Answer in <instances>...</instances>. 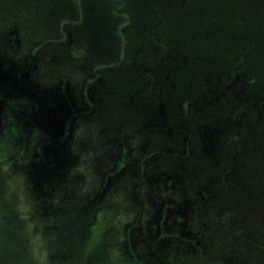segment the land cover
<instances>
[{
	"label": "trees",
	"instance_id": "1",
	"mask_svg": "<svg viewBox=\"0 0 264 264\" xmlns=\"http://www.w3.org/2000/svg\"><path fill=\"white\" fill-rule=\"evenodd\" d=\"M77 1L78 4L80 1L78 13L82 16L83 6H81V0ZM149 1L155 6L148 11L147 16H133L128 13L125 0H100L106 8L107 19H110L108 21L118 25L114 32L109 28L103 29V27L98 30L97 38L102 41L100 48L92 39L95 38L93 29L89 28L90 18L97 12L93 4L87 5L91 8L90 11L85 12L86 35H82L85 29L79 26L81 21L73 20L71 16L63 18L66 32H70L69 35L76 44H82L85 39L88 42L89 49L84 54V58H88L85 61L86 71L89 69L91 71L87 77L92 75L91 82L93 80L104 81L101 90L97 89L99 91L94 92L96 98L99 97L103 105H108L109 108L115 106L117 102V106H123L119 108V111L129 109L130 111L122 112V114L128 115L130 122L137 123L139 134L134 133V135L138 136V140L146 135L145 133H150L148 135L161 134L168 144L171 141L175 142V148L180 151L174 149L169 152L177 155L185 164V168L189 170L192 169L193 164L200 167L197 168L200 171L197 174L202 177V180L197 185V189L203 193L202 196L198 195V198L207 199L203 205L210 203L212 208L231 207L232 210L225 217L227 218V229L229 232H233L234 229L237 231L234 240H241L242 236L243 241L251 244L252 237L249 234L256 236L258 233L260 235L264 233V226H260L264 222L262 220L264 210L259 213L240 206L238 203L227 205L226 203L229 202L225 201L233 198V194H238L239 186L232 181L231 171L236 169L239 163L243 165L240 172L245 174L246 182H251L255 190H258L257 193L264 192V4L263 9H259L256 5L257 0H230V2L229 0H196L195 4L194 0ZM262 2L264 0H259V3ZM57 3L54 5L55 10L62 12L65 9L66 11L71 9V7H66L65 0H58ZM174 3L178 10H185V16L167 17L164 25L158 23L157 14H161L163 10L162 14L167 16L174 9ZM157 6L161 9L158 10ZM152 12L155 13L152 14ZM32 14L37 15L39 24L41 21L50 22L52 20L41 8L35 9ZM254 16L257 19H251ZM140 17H149V19L147 18L141 24L143 27L133 28L132 22ZM212 21L215 24L210 26ZM207 23L209 25L206 27ZM129 32H143L144 34L147 32L149 38L147 39L146 36V40H140L134 44L127 38ZM225 34L229 35L231 40H224ZM65 41L68 43L69 39L66 38ZM73 44L70 42L67 46H71L72 49ZM111 46L114 48L113 57H107L105 52ZM99 52L100 56L97 57ZM70 53L73 52L70 51ZM146 53H157L152 63V60L140 59V55ZM76 54L79 55L77 51L74 52V55ZM96 59L100 62V67L94 63ZM110 64L112 68L114 67L111 71L121 70L122 67L129 65L132 73L128 80L132 76L138 80L128 96L119 91L115 84L116 81L113 82V73L111 74L108 68ZM157 64L163 74L159 81L156 80V73L159 70V67H156ZM190 71L192 75L183 85L181 79L187 78ZM59 76L69 77L63 73H59ZM174 80L177 81V89L175 93H172L173 91L167 87L168 82ZM87 87L88 84L86 92ZM90 92L93 93L92 90ZM177 95L178 97H174ZM137 105L140 107L138 108ZM139 111L147 113L142 122ZM117 116L116 124L123 129L122 123L125 117ZM116 140L118 144L128 142L126 135H117ZM159 150L154 148L144 152L140 162L142 163L145 157H151ZM235 156L239 158V163L234 159ZM124 159L130 163L134 161L129 156ZM173 177L170 175L166 178V186L173 183ZM221 194L224 199L218 198ZM218 202H223L224 206L218 205ZM263 202L264 197L259 199L258 206L264 207ZM58 212L60 211L54 214L60 215ZM36 214L39 219L41 217V221L46 223L43 218V214L46 213L42 208H38ZM257 219L260 223L256 222ZM95 224H89L85 231L86 239L87 236L92 235ZM244 224H247L251 230L244 229L240 234L238 231H241ZM201 228L204 229L205 226H200ZM200 229L196 232L190 230L187 236H182L184 241L181 245L184 247L181 255L185 257L183 252H185L186 243L189 247L192 243L199 255L196 257L195 254H189L186 257L197 259L196 264H206L205 234L202 235ZM7 231V241L14 240L9 238L11 233L17 234L14 244L5 247V254L10 255L13 249L18 247V238L22 233L20 235L19 231L14 228ZM43 233L45 238L49 236L48 231ZM75 237L71 231L70 241ZM75 242L76 244L73 243L71 247V252H68L72 253L69 255L70 259L61 258L62 261H58V264H70L78 259V256L86 255L85 247L82 249L76 246L80 245V241L75 240ZM254 243L255 248H264L263 244ZM66 246L67 244L64 243L60 245L61 251L54 257L56 260L60 259ZM23 254L21 257L23 261L30 263L31 257L28 254L27 243ZM137 260L139 259H136V262ZM50 261L51 264H56L52 259ZM101 262V264H111L109 261ZM9 264L22 263L13 259L9 261ZM116 264H130V262L117 261ZM210 264L224 263L222 258L214 255Z\"/></svg>",
	"mask_w": 264,
	"mask_h": 264
},
{
	"label": "rangeland",
	"instance_id": "2",
	"mask_svg": "<svg viewBox=\"0 0 264 264\" xmlns=\"http://www.w3.org/2000/svg\"><path fill=\"white\" fill-rule=\"evenodd\" d=\"M72 1L65 0L66 7H71V9H67L68 11H66L65 9L61 12L59 10H55L54 8V5L58 4V0H0V27L2 29L8 30L11 27L10 25L17 26L22 36L21 46L23 51L28 52L27 48L36 49V54L34 55L37 56L38 67L36 70L38 78L44 81H50L51 79L56 80L55 77L59 76V73H63L66 76H69L67 78H69L70 83L73 85L72 89L73 91H75L74 93H76L78 90L77 85L83 80V77H87V75L91 71V69L86 71L87 67L85 61L88 60V58H84V54L89 49V46L86 39L82 42V44H76L75 40L71 38L72 36L66 34V24L63 18H69L71 16L73 20H80L81 22L79 23V26L82 29H85L82 32V35L85 36V12L90 11L91 8L87 7V5H95L97 12L91 16L89 21V28H92L93 32L95 33V38L92 39L94 40L98 48L102 46L101 39L97 38L98 36L96 35V33H99L98 30L103 27V29L109 28L110 30H113L112 32H114V29L118 25H116V23L108 21L109 18L107 19L106 8L103 6V3H100V0H81V6H83L82 16H79L78 13L80 1L79 4L77 0ZM125 3L128 13L133 16H147L148 11H151L155 6L154 4L150 3L149 0H125ZM193 3L195 4L196 0H194ZM157 4L162 7L158 2ZM263 4L264 2L259 3V0L256 1V5L259 9H263ZM174 5V9L170 13H168L167 16H165V14H162L163 10H161V14H157L156 18L158 23L164 25L166 21L165 18L167 17L179 18L185 16V10H178V7H176V3H174ZM160 7L157 6L158 10L161 9ZM40 8L44 11V13H47L46 16L52 18L50 22L45 20L41 21V24H39L37 15L33 16L35 14H32V12L35 11V9L37 10ZM252 11L255 12V10ZM153 13L155 12H152V14ZM253 15H255V13ZM147 18L149 19V17ZM147 18L140 17L136 21L132 22V27H143L141 24H143V22H145ZM251 19L255 20L257 18L256 16H254ZM111 24L115 26H111ZM210 24V26H212L215 24V22L212 21V23ZM208 25L209 23L206 24V27ZM147 32L149 31L147 30ZM147 32L145 34L143 32H129L127 38L129 40H132L135 44L137 41L146 40V36L148 39L149 36ZM139 37L144 38L140 39ZM66 38L69 39L68 43L65 41ZM224 40L229 41L231 40V37L225 34ZM70 42L74 43L72 49L71 46H67ZM70 51H72L73 53H70ZM76 51L77 53H79V55H74V52ZM113 52L114 48L111 46L105 53L107 57H113ZM156 54L157 53H146L144 55H140V59L143 61L152 60V63L154 61L153 59L157 56ZM27 55L28 57L26 60L31 61L30 54L27 53ZM98 56H100V52L97 54V57ZM96 62H98L97 59L94 60V63L97 67H100V62ZM91 66L92 65L90 64V67ZM156 67H159V65L157 64ZM108 68L110 69L111 74L113 73L112 80L113 82L116 81V83H114L118 86L117 88H119V91L123 92L125 96H128L134 88L136 81L138 82V80L135 79V76H132L128 80L129 76L132 73L129 65L122 67L121 70L116 71H111V64L108 65ZM162 75V70L159 67L158 73H156V80L159 81ZM191 75L192 71H190L187 78L181 79L183 85L185 82H188ZM87 78L91 77L88 76ZM91 84L93 92L94 90L99 91L101 90L100 88L104 85V81L93 80ZM167 88L173 91L172 93H175L177 89V81L174 80L172 82H168ZM174 97H178V95ZM140 99L142 100V98ZM122 107V105L117 106L116 102L115 106L109 108L108 105H103L101 101L99 107H96L97 112L92 116V119L91 116L88 115L87 118H84L85 121H83V118H81L80 121L73 122V126L76 127L74 131V144H72L70 152L64 155L69 159V161L73 159V161H70L73 163L70 164L68 171L66 172L67 179H65L64 181L69 187V190L67 192V195L69 197L68 202H70V198H73V201L77 203L76 206H79L76 211L80 213L79 215L77 214V212H69L68 214H65L64 222H66L67 225L63 229L61 228V226L63 222L62 217L64 211L60 210V212H58L60 215H51L52 212H50V217L54 221V230L51 232L53 233L51 240L48 239L49 237L46 238L48 239L49 259H52L54 262H56V264H58V261H62V256L59 257V260H56L54 258L56 257L58 252L61 251L60 245L62 243L67 244V246L63 250V258L70 259L69 255H72V253L68 252H71L73 243L76 244L75 240H79L80 235L81 237H84V242L83 240H79L80 245L76 246L79 248L81 247L82 249L85 247L84 249L86 251V255L84 257H81V255L78 256V259L71 262L70 264H101V261H109L111 264H116L117 261H125V258L127 259L129 257V248H131L133 251H136L139 256L145 255L142 252L143 250H145L142 245L144 243V241L142 240L143 234H139L138 229H141L144 232L146 231L145 227L150 225V228H152L150 230L152 234V232L155 231V229L153 228L154 222H150L149 224L148 220H145L150 216H148L144 210L143 213L140 212V214L137 215V219H135L138 212V206H136L134 197L132 198L131 196V191L135 192L136 188L134 184H131L130 181L124 178V173H122L117 180H113L112 182H109L107 184V186L103 189L104 192L102 194V198L100 199V201L94 204L93 207L87 205L82 208V203L85 199L84 193H87L88 191L93 193L94 190L98 189L97 175L99 169L95 170L94 165H98L105 159H110V154H112L107 153L108 151L106 150L103 151L104 147L106 149L115 151V155L119 152V147L116 146V144H113L116 143L115 141H110L107 145L104 144L101 151H97L98 141L101 140L100 142H102V139H107L112 135H126L128 138V142L126 141L127 145L131 148L132 152H134L133 158H137L142 153V150L144 152H147L150 149L154 148L155 150L157 148L160 149L159 151L153 153L151 157H145L144 161L147 163L144 164V166L147 168V172L142 178L143 186L140 189H151L154 193H156V189L160 187L161 192L165 194V200L173 199L178 206L180 205V209L183 205L182 210H186V228H189L192 232L198 231L200 229V226H205L204 229L201 228L200 230L202 235L205 234L204 243L207 246V254L205 259L206 264H210V261L214 257V255H218L220 258H222L224 264H264V248H255L254 246V242L264 245V233L263 235H260L258 233L256 236L254 234H249L252 237L251 244L243 241L242 236L240 237L241 240H234L235 233L237 231L234 229L235 232H229V230L227 229V218H225L226 214L230 210H232L231 207L228 206L227 209L220 206H218V208H212V205L210 203L207 205H203V202L207 201L206 198L202 200L198 198L197 185L200 184L202 177L197 174L200 173L197 168L200 167L192 163L193 166L191 170L185 168V164H183L181 159L178 158L177 155L175 156L174 154H171L169 152L170 150L174 149L180 151V149L175 148L176 145L173 141L169 142L170 144H168V141L165 140V138L162 137L161 134L152 136L148 135L150 133H145L146 135H143L141 139L138 140V136L134 135V133L139 134L137 123L130 122L128 115L126 116L122 114V112L130 111L129 109H126L125 111L120 109L119 111V108ZM137 107L139 108L140 106L137 105ZM139 114L142 116V118H140L142 122L147 113L144 111H139ZM117 115L125 117L122 123L124 127L123 129L120 128V125L116 124L118 118ZM112 121L115 124L111 125ZM87 125L88 127L86 131L89 132L85 133L84 128H86L85 126ZM166 152H168V154H166ZM234 159L239 163V158L235 156ZM84 161H87V167L83 165ZM240 164L241 163L237 165L236 169L231 171L232 181L235 182L237 186H239L238 194H233V198H228L225 202H229L226 203L227 205L238 203V205L247 207L249 210L258 211L259 213H261L264 210V207H260L258 206V204L259 199L264 197V192H261L260 194L257 193L258 190H255L253 184L251 182H246V179L244 177L245 174H243V172L241 174L240 172L243 168V165ZM91 168H94L93 171H95L96 174L91 175L93 172L89 171L91 170ZM105 168H107L106 164L102 165L100 167V170H103ZM23 169L21 167V162L17 164L13 163L9 167L10 172L5 173V177H3V179H0V192L3 193L1 189L3 190V188H6L4 194H0V200H7L6 202H9L10 204L9 208L14 209L17 206V195L15 193L10 194L11 186L14 187V192H19L22 197H25L28 200V203L33 200L30 191V184L25 179V177L22 176ZM252 170L254 169L252 168ZM234 172L236 173L233 175ZM126 173L129 174V176L127 175L128 179H131V181L134 183L137 179L136 176L139 173V169L137 165L133 164L128 167ZM170 175L174 176L173 183H170L165 187L167 180L166 178ZM105 183L106 182L104 181L102 185H105ZM172 187L173 189H169ZM39 194L40 199H37L35 205L44 207L48 206V204H46L48 199L47 195L45 193ZM218 198L224 199L223 194H221ZM150 199L151 198L149 197V201L147 202L146 206L149 207L151 211H153L154 207L152 208V200ZM218 205L224 206L223 202H218ZM262 205L264 206V202ZM98 206L109 207L108 211L101 213L103 217L100 219V221H98V215L96 219L93 216V214L95 213L94 208L96 209ZM2 210L3 208H1L0 211ZM111 210L115 211V217H111ZM10 211L12 210L6 211L5 214L3 212H0V264H9V261L13 259L16 261L19 260L22 264H30L28 262H24L23 258H21L26 250L25 241L20 243L18 247L16 246V248L13 249V252L10 255L5 254V247L7 245L14 244V240L10 239L9 241H7L8 237L6 236L8 233V227H6L5 224H10L6 221V218L12 215H5L9 214ZM37 215L38 214H36L35 210L31 215L32 220L34 218L35 220L33 221L36 222L38 226L42 225L40 227L42 228L43 232H49L52 226H48V222H50L49 217H47L48 215L43 214V218H45L44 220L46 221V223L41 221V217L39 219V216ZM4 216L5 221H3ZM55 216L59 218H56ZM262 220H264V217ZM2 222L3 224L1 225ZM11 222H13V220H11ZM95 222L96 224L94 226L92 235L90 237L87 236L86 239L85 231L87 230L89 224L91 225ZM256 222L260 223L259 219H257ZM203 223L205 224L203 225ZM136 224L137 226L135 229L134 227ZM244 225L245 226L241 227V231H238L240 234L243 233L244 229L248 231L251 230V228L247 227V224ZM260 226H264V222L263 224H260ZM13 227L17 230H20L15 225H13ZM70 227L73 235L76 236L74 238V241H70ZM127 230L132 231L131 237H135L137 241L134 245H129V248L126 245V238L127 234L130 232H127ZM63 231H65L64 237L62 235ZM252 233H254V231H252ZM9 238L15 239V236L9 235ZM161 242L149 241V246L146 245L145 250V253L149 256H143L142 259L137 260V262H127H130V264H143L142 262H147L150 264H196L197 259L195 260L194 257H186L189 254H195L196 257L197 255H199L197 250H195L192 246H190V248L189 245H185V252H183L185 254L184 257V255H181L184 247L181 244H177L176 242H169L168 244L162 245L160 244ZM151 246L152 249H150ZM166 253L167 255H165Z\"/></svg>",
	"mask_w": 264,
	"mask_h": 264
},
{
	"label": "flooded vegetation",
	"instance_id": "3",
	"mask_svg": "<svg viewBox=\"0 0 264 264\" xmlns=\"http://www.w3.org/2000/svg\"><path fill=\"white\" fill-rule=\"evenodd\" d=\"M10 26L8 30L0 27V179L5 177V172L3 171L5 167L9 169L11 164L21 162V167L22 169L24 168L23 171L21 170L22 176L25 177L30 184L33 200L30 201L29 204L32 205V213H34L35 210L37 212L38 208H42L48 215L47 217L50 219L48 226H52L48 232V239L51 240L53 236L51 232L54 230V221L50 217V212H52L51 215H53L57 211H64L62 217L63 229L67 225V223L64 222L65 214L77 212L79 215L80 213L76 211L79 206H76L77 203L73 201V198H70V202H68L69 197L67 192L69 187L64 181L67 179L66 172L70 164L73 163L70 162L73 161V159L69 161V159L64 156L70 152L71 146L74 144V131L76 127L73 126V122H78L81 118L85 121L84 118H87L88 115H90L92 119V116L97 112L96 107H99L101 100L99 97L96 98L94 93L95 90L94 92L92 91L93 93L90 92L92 90V84H90L91 78L83 77V80L77 85L78 90L76 93H74L75 91L72 89L73 85L70 83L69 78L57 76L55 77L56 80L51 79L50 81H44L38 78L36 70L38 67L37 56L34 55L36 54V49L27 48L28 52L23 51L20 30L15 25ZM66 34H69V32H66ZM27 53L30 54L31 61L26 60L28 57ZM91 76L90 74L89 77ZM87 84L88 87L86 92ZM112 124L115 123L112 121L111 125ZM85 127L84 132L88 133L89 131H86L88 125ZM116 139L117 136L112 135L107 139H102V142L99 140L97 151L100 152L103 145H107L110 141L116 142ZM113 144L119 147V152L115 155V151L104 147L103 151L106 150L108 151L107 153L112 154H110V159H105L98 165H94L95 170L99 169L97 175V181L99 183H97L98 189L94 190L93 193L89 191L84 193L85 199L82 203V208L87 205L93 207V205L102 198L103 189L107 184L113 180H117L119 176L124 173V178L130 181L131 184H134L136 188L135 192L131 191V196L132 198L134 197L136 206H138L135 219H137V215H139L140 212L143 213L144 210L147 215L150 216L145 220H148L149 224L150 222H154L153 228L155 231L152 232V234L150 225L145 227L146 231L144 232L138 229V233L143 234V248L146 250V245L149 246V241H162L160 243L162 245L168 244L169 242L181 244V242L184 241L182 236H187L190 232V229L186 228V210H182L183 205L180 209V205L178 206L173 199L165 200V194L161 192L160 187L156 189L157 194L151 189H140L143 186L142 178L147 172V168L144 166V164L147 163L144 161L145 158L142 163L140 162V158L144 151L142 150V153L137 158H133L134 152H132L131 148L127 145V142L123 144ZM127 156L134 161L132 163L127 162V160L124 159H127ZM104 164L107 165V168L100 170V167ZM133 164L137 165L139 169V173L136 176L137 179L134 183L131 179H128L127 175L129 176V174L126 173L128 167ZM83 165L87 167V161H84ZM94 168H91L89 171L92 172ZM9 172L10 170L8 173ZM94 174H96L95 171H93L91 175ZM104 181L106 183L102 185ZM5 190L6 188H3V190L1 189L3 193L0 192V194H4ZM13 193L17 195V204L19 201L24 200L28 202L19 192H14V187L11 186L10 194ZM39 193H45L47 195L48 199L46 204H48V206L44 207L37 205V208L35 203L37 199H40ZM197 193L200 196L203 194L201 191ZM149 197L151 198L150 200H152V208L154 207L153 211L146 206ZM6 201L7 200H0V210L3 208L0 212L5 214L6 211L12 210L9 214L5 215L12 216H8V219L6 218V221L10 224L5 225L8 229L14 228L13 225L19 228L20 230L18 231L20 235L21 233L22 235L18 238V243L20 244L25 241L26 244L28 236L24 230L25 222L19 218V214L16 210L17 206L14 209L9 208L10 204ZM108 208L109 207L106 206L94 208L95 213L93 216L95 219L98 215L99 220H97L100 221L103 217L101 213L108 211ZM114 212L115 211L112 210L110 211L111 217H115ZM5 216L3 221H5ZM11 220H13V222H11ZM2 224L3 222L1 225ZM136 226L137 224L134 227L135 229ZM127 232H130L127 234L126 238V245L129 248V245H134L137 241L135 237H131L132 231L127 230ZM70 233L71 227L69 235ZM11 234L14 236L17 235L15 233ZM62 235L64 237L65 231L62 232ZM79 240H84V237L80 235ZM71 241H74V239ZM197 243L196 241V244ZM190 244L193 247L192 243ZM187 245L188 243H186V246ZM150 249H152V246ZM129 250V257L127 259L125 258V261H136V259H142L143 256L147 255L145 250L142 251L143 254H145L143 256H139V254L131 248H129ZM63 255L64 252L61 254L62 258ZM165 255H167V253Z\"/></svg>",
	"mask_w": 264,
	"mask_h": 264
},
{
	"label": "clouds",
	"instance_id": "4",
	"mask_svg": "<svg viewBox=\"0 0 264 264\" xmlns=\"http://www.w3.org/2000/svg\"><path fill=\"white\" fill-rule=\"evenodd\" d=\"M3 171L8 173L9 169L5 167ZM16 210L19 218L25 222L24 230L28 236L27 248L31 257L30 264H50L48 240L45 238L42 228L32 220V205L24 200L17 204Z\"/></svg>",
	"mask_w": 264,
	"mask_h": 264
}]
</instances>
